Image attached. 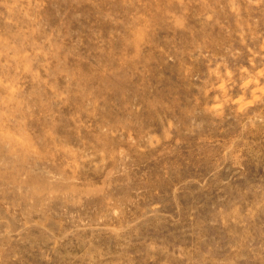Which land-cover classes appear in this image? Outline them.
<instances>
[{"label":"rangeland","instance_id":"1","mask_svg":"<svg viewBox=\"0 0 264 264\" xmlns=\"http://www.w3.org/2000/svg\"><path fill=\"white\" fill-rule=\"evenodd\" d=\"M0 264H264V0H0Z\"/></svg>","mask_w":264,"mask_h":264}]
</instances>
